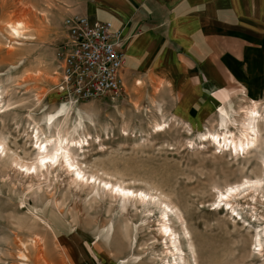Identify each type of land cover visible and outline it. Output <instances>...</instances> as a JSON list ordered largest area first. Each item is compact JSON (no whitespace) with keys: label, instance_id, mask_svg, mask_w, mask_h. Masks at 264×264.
Listing matches in <instances>:
<instances>
[{"label":"rangeland","instance_id":"obj_1","mask_svg":"<svg viewBox=\"0 0 264 264\" xmlns=\"http://www.w3.org/2000/svg\"><path fill=\"white\" fill-rule=\"evenodd\" d=\"M70 1L0 0V140L6 148L0 149V264H175L173 247L160 233L161 208L132 201L122 211L121 199L112 198L102 181L177 207L192 239L173 213L170 225L188 264H194L189 239L197 264H264V246L260 253L256 241L261 235L264 245V154L261 148L235 154L204 141L209 133L239 135L240 113L250 100L260 101L264 111V43L248 44L253 52L242 63L247 80L232 83L225 81L222 55L233 50L242 57L246 45L210 41L214 51L208 62L218 80L205 79L198 66L202 81L194 84L198 93L189 97L188 109L179 107L183 96L163 87L139 60L140 66L126 65L120 95L75 103L54 87ZM255 19L264 24V18ZM12 26L20 27L19 35ZM238 57L232 69L240 74ZM161 68L156 73L163 79ZM221 92L227 94L224 102L215 97ZM64 104L66 125L71 132L79 127L74 138L88 140L82 151L74 149L77 160L96 183L90 178L78 186L63 170L38 180L13 162L15 157L23 165L35 161L36 132L44 129L50 137L46 120ZM259 125L264 129V120ZM258 178L262 186L255 191L247 182ZM240 184L246 185L230 200L233 211L219 193Z\"/></svg>","mask_w":264,"mask_h":264},{"label":"crops","instance_id":"obj_2","mask_svg":"<svg viewBox=\"0 0 264 264\" xmlns=\"http://www.w3.org/2000/svg\"><path fill=\"white\" fill-rule=\"evenodd\" d=\"M245 1L244 4L239 0H71L70 13L112 23L113 30L121 32L126 42L122 76L126 65L133 68L139 65L138 60L143 61L153 76L167 85L163 87L183 96L179 107L188 109L191 106L189 97L198 93L194 84L199 86L202 81V75L195 71L198 66L201 65L206 74L203 75L205 79L218 80L213 65L208 62L214 51L210 41L233 40L246 45L241 49L242 57L235 56L237 53L233 50H225L221 60L227 70L226 82L247 80L242 63L253 52L248 44L253 47L264 43L263 38L261 41L264 24L255 19L256 16L264 18V0ZM234 57L240 59L236 61L240 74L232 69ZM158 67H163V79L156 73ZM254 79L261 83L258 74ZM222 94L215 95L216 99ZM175 113L181 116L180 112Z\"/></svg>","mask_w":264,"mask_h":264},{"label":"bare ground","instance_id":"obj_3","mask_svg":"<svg viewBox=\"0 0 264 264\" xmlns=\"http://www.w3.org/2000/svg\"><path fill=\"white\" fill-rule=\"evenodd\" d=\"M11 30L16 35H19L21 32L19 26H12ZM226 98L227 94L223 93L222 96H220L219 101L224 102ZM0 99L2 98L0 97ZM259 102L260 101L252 99L250 100L247 107L242 108L243 111L240 113L241 122L239 135H236L232 132H227L224 134L209 133L208 135L206 134V136L204 137V141L216 143L218 149L220 150L225 148H232L235 154H240L241 152L250 153L254 149L261 148L263 155L264 137L262 136V133L264 132V129H261L259 123L260 121L264 120V116L262 114L264 113V111L262 110L263 108L261 107V104ZM68 118L69 108L67 107V105L64 104L60 109H58V111L54 115L49 116L46 120V126L48 130H52L50 137L45 136L44 129H39L36 132L35 139L37 140V145H39V147L37 149L38 153L36 155L35 161L30 165H23L20 160L15 157L13 158V162L16 165H21L22 168H25L26 173H32L33 175L35 174V177H37L36 179L50 176L53 173V170H63L65 173H68V175L72 176V182L74 184H77L78 186H84L83 181H89L90 178L95 179L96 183L98 178H96L95 175L87 174V172L82 168V165L77 160V156L79 155L78 152L74 151V149H79L78 151H82L84 149V145H88V143L85 144L86 142H88V140L84 138H74V135L79 127L75 126L74 131L71 132V129L66 125ZM224 122L226 123L227 121L224 120ZM79 126H82L81 121L79 122ZM156 128L158 129V131H163L165 127L162 125H157ZM41 133L43 136H45V138L43 137L44 139H42V137L40 136ZM0 149L3 153L6 152V148L2 140H0ZM101 183H103L106 188L110 187L108 194L112 198L121 199L122 211L127 210L129 203L132 201L136 204H141L143 206H149L152 204L159 206L162 210L161 218L163 219L161 221L160 233L163 238L167 241V245H171L173 247V249L168 252L175 258V264H179L178 261H180L182 264H188V261L183 257V250L178 247L179 233H177L170 225V213H173L177 217L178 221L181 223L182 231L185 237L189 238L191 236L187 228H185L184 218L182 217V214L177 209V207H172L171 203L165 201H157L154 196H151L146 192L142 191L139 194L138 192L128 189L121 184L114 185L110 182L104 181H102ZM248 184L252 185V188L255 191H258V188L262 186V180L258 178L256 181H248L247 185ZM245 185L246 184H240L235 186L232 185L227 188L225 192L220 191L219 198L221 199V202L226 203L227 206L230 205V209L233 210L234 206L231 205L230 200L232 198L235 199L238 193L240 192L241 188ZM93 189L96 190L97 188L94 187ZM191 239H189L188 243L192 253V260L194 261V264H197V256ZM42 241L43 239L41 238L39 240H34L35 246L41 243ZM256 241L259 243L258 246L261 248H259L260 253H262V249L264 246L262 236L257 235ZM24 258H27V256H24Z\"/></svg>","mask_w":264,"mask_h":264},{"label":"built area","instance_id":"obj_4","mask_svg":"<svg viewBox=\"0 0 264 264\" xmlns=\"http://www.w3.org/2000/svg\"><path fill=\"white\" fill-rule=\"evenodd\" d=\"M64 25L67 35L54 71L59 95L75 103L120 95L126 62L121 32L110 22L79 14L67 17Z\"/></svg>","mask_w":264,"mask_h":264}]
</instances>
